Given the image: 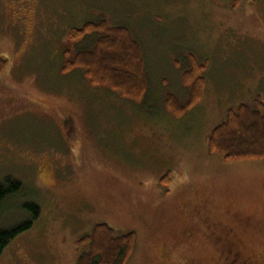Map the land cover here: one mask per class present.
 <instances>
[{"label":"rangeland","instance_id":"obj_1","mask_svg":"<svg viewBox=\"0 0 264 264\" xmlns=\"http://www.w3.org/2000/svg\"><path fill=\"white\" fill-rule=\"evenodd\" d=\"M102 19L139 44L141 103L90 86L79 69L60 72L65 50L96 37L70 42L69 30ZM190 56L204 66L201 99L175 118L164 100L186 102ZM0 59V182L21 184L1 204L0 229L28 220L27 203L40 211L0 264H76L86 250L77 241L101 223L135 232L126 264H213L189 213L238 210L264 222V158L208 150L229 109L264 99V0H0ZM263 237L245 245L257 260Z\"/></svg>","mask_w":264,"mask_h":264},{"label":"trees","instance_id":"obj_2","mask_svg":"<svg viewBox=\"0 0 264 264\" xmlns=\"http://www.w3.org/2000/svg\"><path fill=\"white\" fill-rule=\"evenodd\" d=\"M94 33L96 37L89 49L63 52L60 72L65 74L79 69L90 86L106 88L120 99L141 103L146 93L144 63L139 44L130 29L123 24L110 25L104 19L99 22L86 21L80 28L70 29L68 39L78 42ZM203 68L201 62L190 56L188 67L181 72L182 85L188 87L186 102L180 104L172 94L165 97V108L175 118L181 117L201 99L203 78L200 71ZM2 72L3 68H0V75ZM256 101V107L239 104L227 111L224 120L208 136V150L211 153L221 155L224 161L264 158V99L258 97ZM162 178V181H166L168 175ZM20 190L21 184L10 178L0 182V207L4 199ZM23 207L30 215L28 220L0 229V256L4 248L17 235L29 229L39 215L36 204L27 203ZM135 242L134 231L117 234L106 224H96L90 234L83 235L77 241L86 250L80 252L76 264H126Z\"/></svg>","mask_w":264,"mask_h":264},{"label":"flooded vegetation","instance_id":"obj_3","mask_svg":"<svg viewBox=\"0 0 264 264\" xmlns=\"http://www.w3.org/2000/svg\"><path fill=\"white\" fill-rule=\"evenodd\" d=\"M194 217L192 227L201 229L202 239L216 253L213 264H264L263 259L257 260L250 250H247V242L254 238L255 234L264 231V222L252 219V216L243 215L238 210H225L215 213L213 217L204 215L198 208L189 213ZM218 215V216H216ZM188 233H193L188 231ZM190 235V234H189ZM262 240L263 238H257ZM174 245V243L172 242ZM168 264H173L168 262ZM177 264H202L196 259L187 258Z\"/></svg>","mask_w":264,"mask_h":264}]
</instances>
